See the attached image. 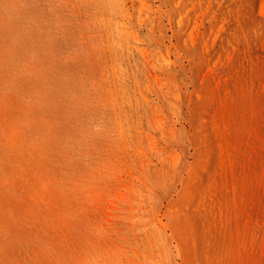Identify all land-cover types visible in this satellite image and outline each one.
<instances>
[{
  "label": "rangeland",
  "instance_id": "obj_1",
  "mask_svg": "<svg viewBox=\"0 0 264 264\" xmlns=\"http://www.w3.org/2000/svg\"><path fill=\"white\" fill-rule=\"evenodd\" d=\"M0 264H264V0H0Z\"/></svg>",
  "mask_w": 264,
  "mask_h": 264
}]
</instances>
